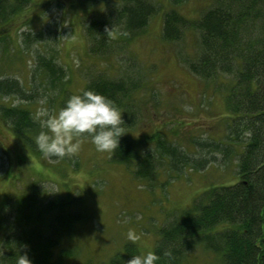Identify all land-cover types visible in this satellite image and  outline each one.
<instances>
[{
    "label": "rangeland",
    "instance_id": "rangeland-1",
    "mask_svg": "<svg viewBox=\"0 0 264 264\" xmlns=\"http://www.w3.org/2000/svg\"><path fill=\"white\" fill-rule=\"evenodd\" d=\"M150 1L158 11L142 32L105 55L88 52L83 28V19L101 11L102 3L88 10L81 0H30L0 23V79L16 78L27 95L25 100L17 93L1 92L0 102L21 105L34 117L44 98L51 111L58 110L64 90H80L100 70L109 77H131L140 84L132 95V109L138 116L132 134L140 146L156 149L158 136L177 145L187 157L180 164L158 151L157 172L141 179L112 161L110 154L96 151L90 140H84L76 154L46 156L34 143L41 130L36 119L38 124L27 131L31 140L26 142L0 115V205L33 189L45 196H74L85 217L65 244L77 249L78 262L88 259L98 264L125 243L141 253L151 250L160 226L191 207L200 191L238 179L233 146L224 144L232 142L226 76L203 80L184 65L178 52L195 54L198 32L194 28H185L178 41L161 37L162 14L168 6L194 19L211 0H178L173 5L169 0ZM46 60L63 70L54 86L43 67ZM5 227L0 225V252ZM129 228L141 234L140 240L126 239ZM219 261L218 254L199 245L188 251L184 264Z\"/></svg>",
    "mask_w": 264,
    "mask_h": 264
},
{
    "label": "trees",
    "instance_id": "trees-1",
    "mask_svg": "<svg viewBox=\"0 0 264 264\" xmlns=\"http://www.w3.org/2000/svg\"><path fill=\"white\" fill-rule=\"evenodd\" d=\"M29 1L0 0V23ZM169 1L173 5L178 0ZM81 2L88 10L94 3H102L101 11H92V17L83 19L87 49L92 55H105L124 47L158 11L150 0ZM187 27L198 32L195 54L183 56L178 52L187 69L203 80L226 76L225 106L231 114L228 136L232 142L224 144L233 146L229 145L235 152L238 179L200 191L191 207L178 211L160 226L151 250L160 257L157 264H184L188 251L199 245L218 254L219 264H264V0H211L194 19L172 6L164 9L162 39L178 41ZM43 67L48 72V82L53 86L59 83L62 67L50 60ZM108 75L101 70L92 74L81 89L104 94L122 112L126 132L110 154L111 160L141 179H150L157 172L158 151L184 164L187 157L182 150L158 136L157 150L140 146L132 134L138 124L132 95L140 87L139 81ZM1 92L17 93L27 100L26 91L13 77L0 79ZM72 93L63 91L59 107ZM0 115L17 136L30 142L27 131L38 124L31 112L21 105L0 102ZM44 196L33 189L0 205V225L6 224L8 231L3 229L0 261L15 264L18 252H26L32 264H93L88 259L78 262L77 249L65 244L76 223L85 217L75 205L76 198L59 193ZM165 250L171 255H165ZM138 252L137 247L125 243L98 264H124Z\"/></svg>",
    "mask_w": 264,
    "mask_h": 264
},
{
    "label": "clouds",
    "instance_id": "clouds-1",
    "mask_svg": "<svg viewBox=\"0 0 264 264\" xmlns=\"http://www.w3.org/2000/svg\"><path fill=\"white\" fill-rule=\"evenodd\" d=\"M121 113L111 98L93 89L77 90L55 111L49 109L44 98L34 114L41 129L34 136V143L49 157L76 154L84 140H90L96 151L112 154L126 132ZM140 235L129 228L126 239L136 242ZM164 254L171 255L167 250ZM159 258L155 251L147 250L131 255L124 264H157ZM15 264L32 261L26 252H18Z\"/></svg>",
    "mask_w": 264,
    "mask_h": 264
}]
</instances>
